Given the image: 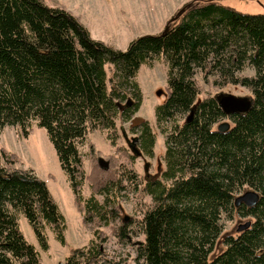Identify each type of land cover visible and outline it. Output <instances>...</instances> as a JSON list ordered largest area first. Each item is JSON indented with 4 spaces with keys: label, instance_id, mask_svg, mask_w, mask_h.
<instances>
[{
    "label": "trees",
    "instance_id": "obj_1",
    "mask_svg": "<svg viewBox=\"0 0 264 264\" xmlns=\"http://www.w3.org/2000/svg\"><path fill=\"white\" fill-rule=\"evenodd\" d=\"M160 56L167 63V97L155 115L165 135L166 165L143 187L151 203L141 220L145 240L139 255L144 264H264V13L189 0L161 32L138 35L121 49L93 38L79 17L61 6L0 0V133L9 124L28 132L33 121L47 130L94 235L88 245L71 250L66 264H99L108 241L102 226H110L119 240L129 235L121 201L129 186L140 183L121 156L130 162L141 153L154 156L157 138L144 118L131 127L139 130L140 153L118 146V154H96L89 172L80 145L92 129L106 131L117 144V120H132L143 102L138 71ZM107 64L113 67L110 76ZM246 64L255 68L254 75L240 74ZM199 69L206 82L215 75L213 84L248 87L254 95L249 110L227 115L216 95L198 100ZM225 117L231 126L219 130ZM18 161L16 152L1 149L0 264H44L19 217L26 216L45 250L47 226L67 242L66 217L47 182ZM245 184L261 194L254 206L235 205ZM237 212L251 215L252 224L228 233L224 218Z\"/></svg>",
    "mask_w": 264,
    "mask_h": 264
},
{
    "label": "rangeland",
    "instance_id": "obj_2",
    "mask_svg": "<svg viewBox=\"0 0 264 264\" xmlns=\"http://www.w3.org/2000/svg\"><path fill=\"white\" fill-rule=\"evenodd\" d=\"M187 1L189 0H46L48 4L61 6L79 17L93 38L103 40L107 44L121 49H126L130 41L138 35L161 32L171 16V10L177 6L182 7ZM217 1L243 12L264 13V0ZM176 11L172 16L176 14ZM112 69V65L107 64L109 76L112 75ZM240 74L254 75L255 68L246 64ZM195 77L201 86L198 100L211 95L220 96L223 93L250 98L254 96L248 87L241 84L226 86L213 84L212 80L215 75L210 76V81L206 82L200 69ZM137 78L142 87L144 98L136 115L145 117L156 133L155 155H138L133 162L127 160L125 156H121L123 162L135 169L140 183L138 187L129 186L121 201V217L127 220L129 235L123 240H119L110 226H102L108 235V241L103 244L105 254L98 260L99 264H116L118 262L120 264H144V259L139 255L140 246L145 240L141 220L144 211L151 203V196L144 191L143 187L147 178L160 176L166 165L164 160L165 135L160 132L155 115L156 105L167 97V63L164 57H158L153 65L143 64L138 71ZM181 120L183 121L184 118ZM223 120L232 122L229 117H225ZM117 123V144H112L106 131L99 129L90 130L81 142L80 149L84 153L87 172L90 171L93 156L96 154H100L103 158H106L110 153L118 154V146L126 147L128 152H133L131 143L133 137L138 135L139 130L131 128V119L124 122L118 119ZM2 148L18 154L17 166L34 169L36 174L47 182L53 197L66 217L67 242L61 243L54 230L47 226L46 233L50 247L45 250L41 247L31 223L22 213L19 222L26 238L40 250L44 264H66L71 250L75 247L88 245L94 235L91 228L85 224L83 213L77 208L76 195L61 166L47 130L36 121L32 122L28 132H25L20 125H6L0 133V156ZM251 188L254 187L245 184L237 192V195ZM90 193L91 189L86 181L83 186V194L87 197ZM98 197L103 199L102 195ZM249 219H252L251 215L244 216L241 212H237L232 219L224 218L226 232L237 233L239 223ZM221 244L222 242L218 244L217 251L222 249Z\"/></svg>",
    "mask_w": 264,
    "mask_h": 264
},
{
    "label": "water",
    "instance_id": "obj_3",
    "mask_svg": "<svg viewBox=\"0 0 264 264\" xmlns=\"http://www.w3.org/2000/svg\"><path fill=\"white\" fill-rule=\"evenodd\" d=\"M218 102L223 110L230 115L236 112H246L252 106L253 98L247 96H239L232 93H223L220 96H217ZM195 112V108L193 107L190 111L189 115L187 116V120H190ZM145 117L141 115H135L131 120V127L140 123ZM231 126V122L229 120H223L218 124L219 130H227ZM138 137H133V141L131 143V148L136 153H140L136 141ZM102 164L106 163L103 158L100 159ZM261 194L258 190L251 188L245 190L243 193L238 194L235 196V205L240 206V204H245L247 206H254L260 200ZM252 224V219L246 220L244 222L239 223L237 226V231L241 232L247 228H249ZM63 264V263H60Z\"/></svg>",
    "mask_w": 264,
    "mask_h": 264
},
{
    "label": "crops",
    "instance_id": "obj_4",
    "mask_svg": "<svg viewBox=\"0 0 264 264\" xmlns=\"http://www.w3.org/2000/svg\"><path fill=\"white\" fill-rule=\"evenodd\" d=\"M178 8H179V6H177L175 9L171 10L170 15L172 16ZM171 16H170V18H171Z\"/></svg>",
    "mask_w": 264,
    "mask_h": 264
},
{
    "label": "flooded vegetation",
    "instance_id": "obj_5",
    "mask_svg": "<svg viewBox=\"0 0 264 264\" xmlns=\"http://www.w3.org/2000/svg\"><path fill=\"white\" fill-rule=\"evenodd\" d=\"M140 155H147V154H144V153H141ZM156 176L154 177H151V178H155ZM158 177V176H157ZM147 179H150V178H147Z\"/></svg>",
    "mask_w": 264,
    "mask_h": 264
}]
</instances>
